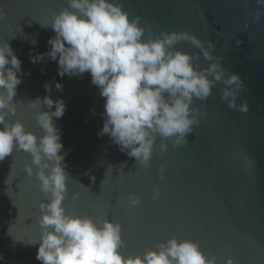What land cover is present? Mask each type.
Segmentation results:
<instances>
[{"label":"water","instance_id":"obj_1","mask_svg":"<svg viewBox=\"0 0 264 264\" xmlns=\"http://www.w3.org/2000/svg\"><path fill=\"white\" fill-rule=\"evenodd\" d=\"M120 2L130 16L141 18L145 38L147 31L154 35L187 31L205 46L211 40L213 55L221 58L228 74L238 73L244 81L237 104L247 101L248 111L228 108L221 99L225 86L215 84L205 101H194L205 115L188 143L176 147L169 143L162 152L158 137L150 167L145 168L121 152L108 135H98L105 99L91 83L90 73L61 78L56 61L45 57L41 63L30 62V54L50 50L47 41L55 33L41 24L50 23L52 13L67 7V0H0L6 13L0 19V44H10L25 73L14 97L18 112L9 120L19 119L26 130L42 135L36 110L27 104L47 94L45 82L52 85L51 98L66 104L64 115L55 120L62 151L68 153L63 205L68 213L119 222L126 244L120 251L125 256H142L175 236L197 242L206 256L217 258V264L228 257L236 264H264V16L254 18L255 0ZM175 47L200 53L188 41ZM198 63L205 68L210 62L200 53ZM57 82L62 91L55 89ZM30 162V154L22 150L0 162V264H41L36 259L38 245L29 243L39 242V204L46 198L36 177L25 172ZM157 191L159 196L153 199ZM74 193L79 197L74 199ZM130 196L140 198L135 208L127 204Z\"/></svg>","mask_w":264,"mask_h":264},{"label":"clouds","instance_id":"obj_2","mask_svg":"<svg viewBox=\"0 0 264 264\" xmlns=\"http://www.w3.org/2000/svg\"><path fill=\"white\" fill-rule=\"evenodd\" d=\"M255 3L254 18L259 21L264 16V0ZM5 15L0 8V19ZM41 26L50 27L55 35L47 41L50 50L30 54V62L38 64L45 57L56 61L61 78L90 73L91 83L105 99L104 122L98 135H108L121 152L145 168L150 167L158 137L162 152L167 151L169 143L174 147L188 143L187 137L205 115L193 106L194 101H205L215 84L225 86L221 99L228 108L248 111L247 101L237 104L244 81L238 73L228 74L221 58L213 55L211 40L205 46L187 31L156 35L147 31L145 38L141 18L130 16L120 0H67V7L53 12L51 22ZM180 41L198 48L210 62L208 66H199L200 53L176 48ZM21 64L10 44H0V162L12 156L14 150L30 154L31 162L25 165V172L36 177L46 198L39 204V242L29 243L38 245L36 259L41 264H217V258L206 256L197 242L175 236L147 249L142 256H125L120 251L126 244L119 222L67 212L63 202L68 191V153L62 151L61 132L55 125V120L64 115L66 104L60 98H51L52 85L45 82L47 94L27 104L36 110L42 135L26 130L19 119L10 121L9 117L18 112L14 97L25 75ZM55 89L62 91L63 85L57 82ZM44 106L47 110H42ZM11 173L12 165L9 176ZM163 173L161 166V178ZM158 196L159 191L153 199ZM78 197L79 193L73 194L74 199ZM127 204L135 208L140 198L130 196ZM224 264L236 262L228 257Z\"/></svg>","mask_w":264,"mask_h":264}]
</instances>
